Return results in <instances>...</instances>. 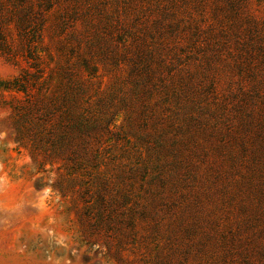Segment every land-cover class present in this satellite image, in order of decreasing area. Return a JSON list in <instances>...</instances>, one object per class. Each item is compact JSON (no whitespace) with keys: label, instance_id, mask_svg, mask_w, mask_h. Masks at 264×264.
Instances as JSON below:
<instances>
[{"label":"rangeland","instance_id":"1","mask_svg":"<svg viewBox=\"0 0 264 264\" xmlns=\"http://www.w3.org/2000/svg\"><path fill=\"white\" fill-rule=\"evenodd\" d=\"M25 1L0 0V264H264V0Z\"/></svg>","mask_w":264,"mask_h":264},{"label":"trees","instance_id":"2","mask_svg":"<svg viewBox=\"0 0 264 264\" xmlns=\"http://www.w3.org/2000/svg\"><path fill=\"white\" fill-rule=\"evenodd\" d=\"M21 2L22 3H24V2H26L25 0H21ZM45 5H48V6H42V8H39V10H38V17L37 18H39L40 20H41V16H42V13H43V11H45V10H47L48 8H50V6L52 5V4H45ZM42 24V22H40V25ZM1 34H2V31H1ZM0 42H2L1 44H3V45H6L7 44V40H5L4 39V37L3 36H0ZM69 76H71L70 74H68ZM71 78V77H70ZM73 79V78H72ZM74 81V80H73ZM76 85V84H75ZM19 88V87H18ZM23 87H21V89H22ZM66 88L70 91L71 90V88H72V83H71V85H70V83H68V85L66 86ZM67 127L68 128H65L66 130H65V132L67 133V131L68 132H72V131H74V130H76V131H78V132H81V133H83V132H87V130H88V125H84L83 123H82V119H79V122L77 123V122H75L74 120H71L70 122H69V126L67 125ZM90 128V127H89ZM63 138V137H62Z\"/></svg>","mask_w":264,"mask_h":264}]
</instances>
